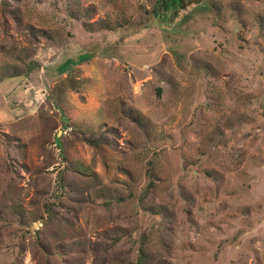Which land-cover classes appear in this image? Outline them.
Wrapping results in <instances>:
<instances>
[{
  "label": "rangeland",
  "instance_id": "374dc122",
  "mask_svg": "<svg viewBox=\"0 0 264 264\" xmlns=\"http://www.w3.org/2000/svg\"><path fill=\"white\" fill-rule=\"evenodd\" d=\"M141 249L264 264V0H0V264Z\"/></svg>",
  "mask_w": 264,
  "mask_h": 264
},
{
  "label": "trees",
  "instance_id": "16d2710c",
  "mask_svg": "<svg viewBox=\"0 0 264 264\" xmlns=\"http://www.w3.org/2000/svg\"><path fill=\"white\" fill-rule=\"evenodd\" d=\"M194 2H201V0H162V3L164 5V7L166 8H171L172 6H175L179 9L180 8H185L187 7L189 4L194 3ZM157 16H159L158 13H156ZM57 144L61 146V143L59 141V139H57ZM150 257L149 255L145 252V250L141 249L139 251V255H138V260L137 263L138 264H149L150 263Z\"/></svg>",
  "mask_w": 264,
  "mask_h": 264
}]
</instances>
